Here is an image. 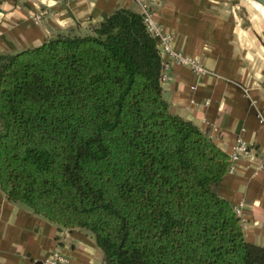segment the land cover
<instances>
[{
  "label": "trees",
  "instance_id": "1",
  "mask_svg": "<svg viewBox=\"0 0 264 264\" xmlns=\"http://www.w3.org/2000/svg\"><path fill=\"white\" fill-rule=\"evenodd\" d=\"M144 13L0 53V186L61 227L89 230L106 264H264L214 190L230 154L163 97Z\"/></svg>",
  "mask_w": 264,
  "mask_h": 264
},
{
  "label": "crops",
  "instance_id": "2",
  "mask_svg": "<svg viewBox=\"0 0 264 264\" xmlns=\"http://www.w3.org/2000/svg\"><path fill=\"white\" fill-rule=\"evenodd\" d=\"M238 1L0 0V53L62 32H85L119 7L153 9L163 30L172 33L173 48L206 68L196 73L161 52L163 62L170 61L162 86L172 112L194 122L229 154L238 139L248 143L249 152L213 187L240 207L246 238L264 246V34L244 23ZM58 251L72 264H106L89 230L61 227L8 199L0 186V264H41Z\"/></svg>",
  "mask_w": 264,
  "mask_h": 264
},
{
  "label": "built area",
  "instance_id": "3",
  "mask_svg": "<svg viewBox=\"0 0 264 264\" xmlns=\"http://www.w3.org/2000/svg\"><path fill=\"white\" fill-rule=\"evenodd\" d=\"M46 11L43 10L36 14L35 18L37 21H42ZM144 18L147 25V29L159 40V46L161 52H167L172 57V61L189 65L196 73L205 72L206 68L203 64L195 57L186 55L180 51H177L172 46L173 35L170 32H165L159 22L156 20L155 12L153 9L146 8L144 11ZM170 61L164 62L163 78H166V71L169 68ZM249 152V146L247 141L243 138L238 139L235 144L234 150L230 154V158L233 162L239 159V157ZM264 158V156H263ZM231 165V168H232ZM236 212L240 214V207L235 208ZM41 264H72L70 257L62 251L54 252L46 257Z\"/></svg>",
  "mask_w": 264,
  "mask_h": 264
},
{
  "label": "rangeland",
  "instance_id": "4",
  "mask_svg": "<svg viewBox=\"0 0 264 264\" xmlns=\"http://www.w3.org/2000/svg\"><path fill=\"white\" fill-rule=\"evenodd\" d=\"M239 13L244 19V23L251 26H256L264 34V20L261 15L252 7L254 6L250 0H239L237 2Z\"/></svg>",
  "mask_w": 264,
  "mask_h": 264
},
{
  "label": "bare ground",
  "instance_id": "5",
  "mask_svg": "<svg viewBox=\"0 0 264 264\" xmlns=\"http://www.w3.org/2000/svg\"><path fill=\"white\" fill-rule=\"evenodd\" d=\"M250 2H252V4L254 5V8L256 9V11L261 15V17L264 20V6L255 0H250Z\"/></svg>",
  "mask_w": 264,
  "mask_h": 264
},
{
  "label": "water",
  "instance_id": "6",
  "mask_svg": "<svg viewBox=\"0 0 264 264\" xmlns=\"http://www.w3.org/2000/svg\"><path fill=\"white\" fill-rule=\"evenodd\" d=\"M255 1L261 3L264 6V0H255Z\"/></svg>",
  "mask_w": 264,
  "mask_h": 264
}]
</instances>
